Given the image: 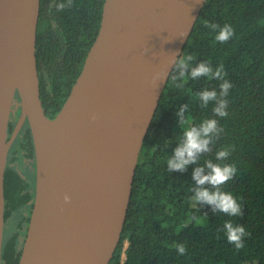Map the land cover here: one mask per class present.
<instances>
[{"label":"water","instance_id":"1","mask_svg":"<svg viewBox=\"0 0 264 264\" xmlns=\"http://www.w3.org/2000/svg\"><path fill=\"white\" fill-rule=\"evenodd\" d=\"M40 2L0 0V264L8 150L26 121L36 193L19 264H109L171 61L183 54L206 0H105L98 35L53 118L40 97ZM16 95L20 117L8 140Z\"/></svg>","mask_w":264,"mask_h":264},{"label":"trees","instance_id":"2","mask_svg":"<svg viewBox=\"0 0 264 264\" xmlns=\"http://www.w3.org/2000/svg\"><path fill=\"white\" fill-rule=\"evenodd\" d=\"M60 3L68 0H41L36 41L40 97L51 118L61 110L82 71L101 26L105 0H72L62 11L56 7ZM209 24H228L234 34L219 43L218 29ZM183 54L195 58L193 66L201 61L214 69L223 65L232 83L228 116L215 117L223 132L199 163L214 160L223 147L234 148L226 162L234 163L237 173L223 187L241 203L243 215L213 214L210 206L193 202L194 165L184 172L167 168L183 135L177 112L188 104L185 120L193 126L213 118L214 104L203 107L196 94L205 88L219 90L220 83L189 78L178 87L182 81L173 80L178 75L173 69L141 148L124 229L109 264H264V0H206ZM18 103L16 95L11 115L15 120ZM27 136L29 128L23 138ZM23 182L21 173L6 166L5 218L20 209L17 193ZM229 219L246 228L242 249L226 239L223 225ZM28 221L20 219L13 232L5 234L2 264H19ZM180 243L186 245L183 255L176 250Z\"/></svg>","mask_w":264,"mask_h":264},{"label":"clouds","instance_id":"3","mask_svg":"<svg viewBox=\"0 0 264 264\" xmlns=\"http://www.w3.org/2000/svg\"><path fill=\"white\" fill-rule=\"evenodd\" d=\"M72 0H68L67 4L60 3L56 5L58 10H64L71 6ZM213 30L218 29L215 34V40L219 43H226L234 34L233 28L225 24L223 26L217 24H209ZM192 55H175L171 61L172 68L177 70V76L173 80L179 79L182 83L178 87L183 86V82L187 79L197 80L201 77L207 79H215L220 81L219 90L203 89L196 94L203 107H207L210 103L214 104L212 109L213 118H207L198 125H188L185 120V111L189 105L184 104L177 116L179 125L183 127V135L177 146L173 149V155L167 160V168L170 172H184L189 165H194L192 171V180L195 182L192 189V200L197 205L210 206L213 214L222 213L228 217H239L243 215V207L237 198L230 191L224 190L230 180L236 173L237 167L234 163L226 162L234 150L223 147L215 152V159H206L201 165L200 158L213 151V145L223 132V127L219 120L215 117L225 118L228 116V95L232 88V83L226 78L227 73L223 65H218L215 69L210 63L201 61L193 66ZM168 72L157 74V78L161 80L167 79ZM65 200L68 197L65 196ZM224 233L229 244L235 246L236 249H242L245 246L244 237L248 235L243 224L234 223L231 219L226 220L223 225ZM179 255L186 252V245L183 243L176 245Z\"/></svg>","mask_w":264,"mask_h":264},{"label":"flooded vegetation","instance_id":"4","mask_svg":"<svg viewBox=\"0 0 264 264\" xmlns=\"http://www.w3.org/2000/svg\"><path fill=\"white\" fill-rule=\"evenodd\" d=\"M19 117L20 114L15 120L10 116L8 133H7L8 140L11 139L13 136ZM27 128L30 129V125L28 121H26L23 124L17 136L12 141L10 148L8 150L7 166L10 165L14 167L17 159H19V157H22V160H24L25 163H28L27 165L30 164L31 166H33L34 169V171L31 172L28 168L24 166L20 171L14 167L19 173H21V175L24 178V182L21 187H18V193H17L18 201L21 202V207L17 212L14 213L15 215L14 217L18 218L17 221L22 219V221L24 222L27 220V218H29L28 224H26L28 230V226L33 210V205H34L35 193H36V155H35V147L33 143L31 129H30V136L29 137L27 136L25 139L23 138V134L26 132ZM31 199H32V206H31ZM12 218L13 216L5 218L4 236L7 232L8 225L12 220Z\"/></svg>","mask_w":264,"mask_h":264},{"label":"rangeland","instance_id":"5","mask_svg":"<svg viewBox=\"0 0 264 264\" xmlns=\"http://www.w3.org/2000/svg\"><path fill=\"white\" fill-rule=\"evenodd\" d=\"M27 164H28V163H25V161L22 160V157H19V159H17V161H16L14 167H15L17 170H20V171H21L22 167L25 166V167L28 168L31 172H33V171H34L33 166H31L30 164H29V165H27ZM14 216H15V215L13 214V218H12V220L10 221V223H9V225H8L7 232H6L7 235H8L9 233H12L13 230H14V228H15V226L17 225L16 222H17V219H18V218H15ZM24 231H25V227H24Z\"/></svg>","mask_w":264,"mask_h":264},{"label":"built area","instance_id":"6","mask_svg":"<svg viewBox=\"0 0 264 264\" xmlns=\"http://www.w3.org/2000/svg\"><path fill=\"white\" fill-rule=\"evenodd\" d=\"M127 245H128V242L125 243L124 250L126 249ZM124 257H125V254L123 253V258H124Z\"/></svg>","mask_w":264,"mask_h":264}]
</instances>
